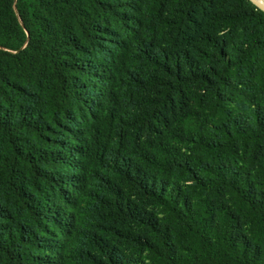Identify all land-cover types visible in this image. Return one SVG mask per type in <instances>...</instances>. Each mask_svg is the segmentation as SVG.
<instances>
[{"label": "trees", "instance_id": "obj_1", "mask_svg": "<svg viewBox=\"0 0 264 264\" xmlns=\"http://www.w3.org/2000/svg\"><path fill=\"white\" fill-rule=\"evenodd\" d=\"M0 264H264V11L0 0Z\"/></svg>", "mask_w": 264, "mask_h": 264}, {"label": "water", "instance_id": "obj_2", "mask_svg": "<svg viewBox=\"0 0 264 264\" xmlns=\"http://www.w3.org/2000/svg\"><path fill=\"white\" fill-rule=\"evenodd\" d=\"M249 1H251L260 10L264 11V3L260 2L259 0H249Z\"/></svg>", "mask_w": 264, "mask_h": 264}, {"label": "bare ground", "instance_id": "obj_3", "mask_svg": "<svg viewBox=\"0 0 264 264\" xmlns=\"http://www.w3.org/2000/svg\"><path fill=\"white\" fill-rule=\"evenodd\" d=\"M260 2L264 3V0H259Z\"/></svg>", "mask_w": 264, "mask_h": 264}]
</instances>
